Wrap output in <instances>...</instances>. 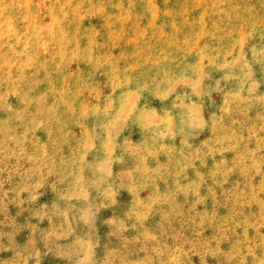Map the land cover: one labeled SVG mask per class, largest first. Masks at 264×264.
Here are the masks:
<instances>
[{
    "label": "rangeland",
    "instance_id": "obj_1",
    "mask_svg": "<svg viewBox=\"0 0 264 264\" xmlns=\"http://www.w3.org/2000/svg\"><path fill=\"white\" fill-rule=\"evenodd\" d=\"M0 264H264V0H0Z\"/></svg>",
    "mask_w": 264,
    "mask_h": 264
}]
</instances>
